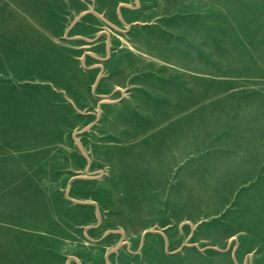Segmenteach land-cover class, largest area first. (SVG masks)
Masks as SVG:
<instances>
[{
    "label": "rangeland",
    "instance_id": "1",
    "mask_svg": "<svg viewBox=\"0 0 264 264\" xmlns=\"http://www.w3.org/2000/svg\"><path fill=\"white\" fill-rule=\"evenodd\" d=\"M144 1L0 0V154L57 157L0 166V264H264V0ZM143 80L162 92L127 104ZM149 116L156 221L133 235L98 207Z\"/></svg>",
    "mask_w": 264,
    "mask_h": 264
},
{
    "label": "crops",
    "instance_id": "2",
    "mask_svg": "<svg viewBox=\"0 0 264 264\" xmlns=\"http://www.w3.org/2000/svg\"><path fill=\"white\" fill-rule=\"evenodd\" d=\"M141 3L144 4V0H139ZM157 1V0H155ZM159 1V0H158ZM161 7L165 11H171L172 8H166L165 5L163 6L162 0H161ZM184 7V6H183ZM128 18V16L126 17ZM129 19V18H128ZM141 84H143L142 87L144 92L139 99L132 98L129 99L128 103L129 105L136 104L139 107H145L150 106L147 102V100L151 99V96L147 95L148 93L153 92H162V89H153L151 86V83L149 80H143L140 81ZM53 88L59 91L64 92L65 97L68 98L70 102H72L75 106H78L77 99H76V88L73 87H63V86H56V84L53 85ZM188 89L185 87L181 88L180 91V98L178 99V96H174V103H172V97L175 92L171 90V92H166L164 96V101L168 102L167 106H174L178 105L183 107L185 106V101L187 98ZM147 93V94H146ZM146 95V96H145ZM145 97V98H144ZM137 99V100H136ZM171 100V101H169ZM177 101H179L178 104ZM130 102V103H129ZM174 104V105H173ZM126 115L128 112H124ZM129 115V114H128ZM162 117V116H161ZM156 116H149L148 126H145V123L142 122H133L130 120V122L133 124L132 128L136 132H139L138 134L129 135L127 136L126 133L124 136H122V133H118V143H117V152L119 153H128L130 154V157L126 160V162L123 161L120 164L114 165L111 163L108 158H105L108 162V165L110 167V170L113 172L112 176H109L107 180L108 187L110 188V191H108L109 195V206L106 204V202L99 201V207L102 210L109 209L112 212H116L118 214V219L120 220H126L129 223H131L133 229V235L139 232L137 230L136 225L139 223L141 225H147L151 226L152 224H155L154 221H156V218L154 215H152V210L148 206L147 209L145 207L147 206L146 201L143 199L145 196V193L148 194L150 197H153L152 189L153 186L155 187L156 181H157V160H156ZM165 118V117H163ZM162 120V119H161ZM181 117V122L182 121ZM165 123H173V119H169L168 116L165 118ZM138 123V124H136ZM112 150L106 151L105 156L109 155ZM23 158V160H20ZM56 155H49L45 156L43 155H29V154H17V153H5L0 154V166H6L5 169L10 170L9 166L13 165H25V164H31L35 166H44L46 163H51L56 160ZM76 156H69L70 162L74 163L76 160ZM20 161L14 162L13 161ZM143 160V162H140ZM36 168L35 170H44V168ZM168 169L165 168L163 171V177L166 179V171ZM160 187L162 185H157V194L161 195L162 193L165 196V192L163 190H160ZM135 189V192L130 193V189ZM152 188V189H151ZM107 193V194H108ZM153 208V207H152ZM154 210V209H153ZM167 213V212H166ZM173 214V213H172ZM172 222H180V221H188L187 216H184L183 214L171 216L169 218ZM159 223H156L158 225L168 224V220L166 219V214L163 213V216L159 218Z\"/></svg>",
    "mask_w": 264,
    "mask_h": 264
},
{
    "label": "bare ground",
    "instance_id": "3",
    "mask_svg": "<svg viewBox=\"0 0 264 264\" xmlns=\"http://www.w3.org/2000/svg\"><path fill=\"white\" fill-rule=\"evenodd\" d=\"M124 5V4H123ZM126 7V6H125ZM106 21V20H105ZM106 23V22H105ZM110 25V24H109ZM128 28V27H127ZM108 45V44H107ZM98 80V79H97ZM96 83V82H95ZM95 87V86H94ZM121 92L123 91V90H120ZM102 102H104V103H107L108 102V100H103ZM98 112V111H97ZM99 114V113H98ZM82 149V148H81ZM83 201V200H82ZM121 243V242H120ZM119 243V244H120ZM127 243V242H126ZM114 250V249H113Z\"/></svg>",
    "mask_w": 264,
    "mask_h": 264
}]
</instances>
